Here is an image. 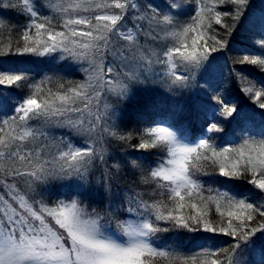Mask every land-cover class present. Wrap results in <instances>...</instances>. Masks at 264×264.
Instances as JSON below:
<instances>
[{
  "label": "snow or ice",
  "instance_id": "obj_1",
  "mask_svg": "<svg viewBox=\"0 0 264 264\" xmlns=\"http://www.w3.org/2000/svg\"><path fill=\"white\" fill-rule=\"evenodd\" d=\"M245 65L264 0H0V264H264Z\"/></svg>",
  "mask_w": 264,
  "mask_h": 264
},
{
  "label": "trees",
  "instance_id": "obj_2",
  "mask_svg": "<svg viewBox=\"0 0 264 264\" xmlns=\"http://www.w3.org/2000/svg\"><path fill=\"white\" fill-rule=\"evenodd\" d=\"M8 15L13 22L15 21V23H22V18L17 17L14 13H8ZM216 27L219 28V26H216ZM259 38H260L259 36L254 35L252 33H248V32H241L239 35H237L236 33L233 34V38L230 41L229 49L223 53L214 54V55L223 57L219 64L220 78L227 79L229 76L230 70L234 67H239L238 65L234 63V61L237 58L243 55H258L261 53V49L257 47L255 44H253V40L259 39ZM244 67L247 69L249 73V79L254 78V82H256V86L259 87L260 86L259 82L264 81V73H262L257 68V66H254V65H245ZM76 78L79 79L80 77L77 76ZM245 103H248V102L245 101ZM130 127H134V126H130ZM217 135H221V134H217ZM216 142L217 144L221 143V141L219 140H217ZM130 151H134V150H130ZM152 151L155 152V150H152ZM136 154H140V153H136ZM143 154L148 157V160L145 161V163H148V162L154 163L157 158L156 155H152L151 153H143ZM151 158H155V159H151ZM204 179H208V178H204ZM215 186H219V185H215ZM91 203L95 205L97 202L92 201ZM210 218L219 219L218 216L215 214L214 208L212 209ZM184 235L185 237L188 236V234H184ZM216 239L226 240L227 238L217 237Z\"/></svg>",
  "mask_w": 264,
  "mask_h": 264
},
{
  "label": "rangeland",
  "instance_id": "obj_3",
  "mask_svg": "<svg viewBox=\"0 0 264 264\" xmlns=\"http://www.w3.org/2000/svg\"><path fill=\"white\" fill-rule=\"evenodd\" d=\"M22 18V22H23V17H21ZM13 22V21H12ZM13 23H15V21L13 22Z\"/></svg>",
  "mask_w": 264,
  "mask_h": 264
}]
</instances>
